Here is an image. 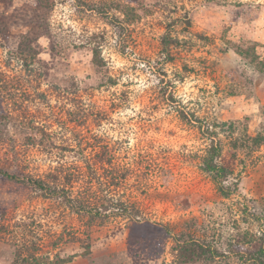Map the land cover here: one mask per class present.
<instances>
[{
	"label": "rangeland",
	"instance_id": "obj_1",
	"mask_svg": "<svg viewBox=\"0 0 264 264\" xmlns=\"http://www.w3.org/2000/svg\"><path fill=\"white\" fill-rule=\"evenodd\" d=\"M49 1L0 0V166L71 173L74 195L140 216L91 218L0 176V264H179L194 219L226 255L207 264H249L236 246L264 238V0ZM214 142L230 197L202 166Z\"/></svg>",
	"mask_w": 264,
	"mask_h": 264
},
{
	"label": "trees",
	"instance_id": "obj_2",
	"mask_svg": "<svg viewBox=\"0 0 264 264\" xmlns=\"http://www.w3.org/2000/svg\"><path fill=\"white\" fill-rule=\"evenodd\" d=\"M40 4L44 6H50L49 0H38ZM102 12V11H101ZM170 37L165 36L164 47L167 49L170 45ZM180 116L183 119L190 120L186 112L180 111ZM255 142L259 140L258 137L253 139ZM222 157L221 146L214 142L207 150L206 156L203 158V169L210 173L214 179L219 183V190L224 197H230L234 191L228 185H224V182L233 174L232 164L230 162H219ZM111 162V161H110ZM0 176L5 179L21 182L32 186L36 190L40 191L43 196L48 198L61 199L67 207L72 209L76 213H83L91 218H98L101 220H107L111 216H125L129 219H137L140 216V212L134 207L131 208L127 203L121 200L108 198L105 196L101 199L99 195H81L78 193L74 195L72 191V183L76 181L75 176L66 172L64 176H61L60 172H49L44 176H34L32 174L22 171L18 165L16 168H10L9 166H0ZM188 230H182L176 236L177 242V263L179 264H193V263H213L219 258L226 257L217 247L213 246L210 241L206 239H199L194 236V229L197 226V222L194 219L187 223ZM194 232H193V231ZM196 230V229H195ZM257 238V239H256ZM260 240V241H258ZM237 254L242 257L246 254V261L249 264H264V238L251 235L250 233H243L238 240ZM254 243H258L255 245ZM230 252H236L234 250V243H230ZM248 246L244 249L245 246ZM252 248V249H251ZM19 258L18 264H40L41 260L37 257L36 253H28L27 256H23L21 252L17 253Z\"/></svg>",
	"mask_w": 264,
	"mask_h": 264
}]
</instances>
